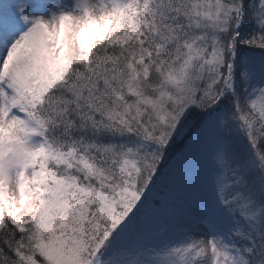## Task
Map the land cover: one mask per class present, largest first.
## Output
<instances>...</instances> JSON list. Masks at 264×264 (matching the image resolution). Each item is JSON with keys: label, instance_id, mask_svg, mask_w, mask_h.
Masks as SVG:
<instances>
[{"label": "snow or ice", "instance_id": "snow-or-ice-1", "mask_svg": "<svg viewBox=\"0 0 264 264\" xmlns=\"http://www.w3.org/2000/svg\"><path fill=\"white\" fill-rule=\"evenodd\" d=\"M0 264H264V0H0Z\"/></svg>", "mask_w": 264, "mask_h": 264}]
</instances>
